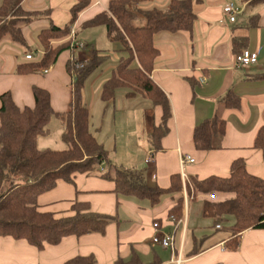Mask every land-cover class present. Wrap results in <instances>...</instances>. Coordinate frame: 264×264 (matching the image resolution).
Instances as JSON below:
<instances>
[{
  "label": "crops",
  "instance_id": "1",
  "mask_svg": "<svg viewBox=\"0 0 264 264\" xmlns=\"http://www.w3.org/2000/svg\"><path fill=\"white\" fill-rule=\"evenodd\" d=\"M49 1L50 8L47 0L22 1L21 6L25 11L51 9L49 19H35L29 26L22 27L26 42L27 35L37 31L39 33L50 22L62 27L69 21L70 8L76 0ZM89 1V5L78 14L70 34L55 42L60 44L70 41L72 47V44L83 41L84 48H74L73 52L71 47L63 50L56 62L42 72L43 76L35 73L18 74L16 67L20 63L4 53L5 48H14L10 43H4L3 49H0V94L9 91L19 106H24L22 100L25 105H33L30 84L33 79H39L51 95L52 108L54 88L57 100L58 89L64 95L63 100H58L61 105L59 109L62 112L67 109L70 93H64L58 83L59 80L72 83L65 62L72 57L82 61L93 57V45L90 47L87 39H80L78 31L84 21L106 10L109 0ZM170 2L150 0L132 8L133 25H145L142 11L153 8L164 10ZM192 2L196 19L191 34L178 31L160 32L155 36L159 54L155 58L151 78L165 92L171 106V117L166 122L167 132L160 140V149L154 150L151 147L148 135L160 124L162 108L140 95L127 98L126 91H116L111 101L101 100L103 103L97 120L93 109L98 103V97H93L88 105L85 103L89 111V131L104 145V137L99 139L97 133H100L107 119L104 133L107 134L109 158L120 168L141 173L148 186L168 187L171 175H180L181 154L190 155L194 159L184 165L187 177L202 179L212 174L228 176L231 162L242 158L249 173L264 179V159L261 151L253 146L256 131L264 124V77H261L264 74V5L241 1L242 5L236 6L238 12L234 21H230L222 7L231 0ZM241 10L246 12L245 18L236 19ZM234 40L238 42L236 45L233 44ZM107 41L111 42L108 38ZM243 49L258 52V61L249 66H236L234 56ZM112 66L115 67V62ZM227 93L238 97L239 105L236 108L225 105L223 97ZM117 117L121 131L114 133ZM213 117L225 121L224 133L215 138V148L197 149L192 139L193 129L198 123ZM112 132L114 137L110 140ZM149 152L154 157L150 165L145 162ZM114 189L115 183L112 180L85 173H77L71 183L58 180L52 189L38 196L37 203L41 211H50L56 216L69 215L71 204L81 201L88 202L92 211L114 215L116 219L107 225L104 234L65 236L58 244H45L42 250L23 239L0 237V264H62L76 255H93L95 264H113L118 257L128 259L132 251L143 262H149L157 255L162 264H176L169 249L152 242L153 237L165 233H173L175 243L178 240V248L183 243L179 264H264V229L249 228L241 232L239 247L235 251L225 248L224 241L229 234L222 236L214 231L204 240L203 250L187 256L192 246V237L196 236L194 231L197 226L192 219L202 216V202L199 209L195 212L193 209V202L199 198L185 201L182 190L170 195L160 207L154 208L147 201L117 195ZM179 197L183 200L182 218L171 220L167 210ZM154 222L159 224L158 228L153 227Z\"/></svg>",
  "mask_w": 264,
  "mask_h": 264
},
{
  "label": "trees",
  "instance_id": "2",
  "mask_svg": "<svg viewBox=\"0 0 264 264\" xmlns=\"http://www.w3.org/2000/svg\"><path fill=\"white\" fill-rule=\"evenodd\" d=\"M23 0H2L0 4V42L10 39L25 45L22 25L31 22L37 12L25 11ZM150 0H109L106 10L84 21L83 29L103 26L111 42L118 44L123 55L112 70L111 76L102 84L100 99L104 102L115 98L116 91L126 89L125 96H143L153 105L162 108L161 122L148 135L154 150H159L160 140L167 132L166 122L171 117V106L165 92L151 78L159 49L155 36L160 32L175 33L193 31L196 14L192 0H171L167 9L142 11L145 25L136 26L131 21V8ZM248 4H262L264 0H241ZM89 0H76L70 8V19L62 27L50 22L37 37L42 48L39 60L17 65L18 74L40 73L53 65L61 52L70 49L71 42H55L71 32L78 14ZM48 12V11H47ZM256 18V17H254ZM253 19V18H251ZM33 21V20H32ZM234 40L233 44H237ZM74 51V47H71ZM98 55L84 62L85 67L76 69L71 58L65 62L66 71L72 77L68 107L63 112L51 106V95L43 87H33V105L19 106L9 91L0 94V237L26 240L42 250L45 244H58L65 236L80 237L89 233L104 234L116 216L94 212L88 202L74 201L71 214L56 216L41 211L38 196L52 189L58 180L73 182L77 173L100 176L115 183L114 192L121 196L145 199L150 205L157 204L165 194H177L183 190L180 175L172 174L168 187L148 186L141 173L118 167L111 161L102 142L89 131V111L82 100L83 81L98 62ZM264 77V74L261 75ZM227 107L236 108L239 99L232 93L223 97ZM63 121V139L68 147L62 150L39 149L36 140L45 135L46 125L53 115ZM225 121L217 117L205 119L195 125L192 139L200 150L215 148L214 140L224 133ZM253 146L261 151L264 159V124L256 131ZM192 200L201 199L202 216L213 222L215 231L227 229L225 248L235 251L239 247L240 234L249 228L264 229V179L249 173L242 158L230 164L228 176L209 175L199 179L188 177L185 183ZM214 194V198L209 195ZM183 200L179 197L167 210L168 218H182ZM224 224H229L224 228ZM219 225L217 228L216 226ZM211 234L193 236L192 246L186 253H199L202 244ZM93 255H76L62 264H95ZM113 264H162L154 255L143 262L132 251L128 259L118 257Z\"/></svg>",
  "mask_w": 264,
  "mask_h": 264
},
{
  "label": "rangeland",
  "instance_id": "3",
  "mask_svg": "<svg viewBox=\"0 0 264 264\" xmlns=\"http://www.w3.org/2000/svg\"><path fill=\"white\" fill-rule=\"evenodd\" d=\"M231 0V3H233L235 6H240L242 5V2L240 0L238 1H234ZM2 0H0V4H1ZM47 6L48 8H50V1L47 0ZM59 8V7H58ZM68 12V9H66ZM131 10H133L131 8ZM251 10V9H249ZM48 11V12H47ZM50 11L51 9L45 10V11H40L37 13H34L32 15V20L35 19H40V18H48L50 17ZM248 12V11H247ZM246 15V12L242 11L240 12V14H238L236 19H244ZM31 20V22H32ZM31 22H27L24 23L22 26H29ZM37 32H34L32 35H27L28 36V41L26 42L25 45L14 42L10 39H3L0 42V49H3V45L4 43H10V45L15 49H8L5 48V54L6 55H11L12 58L14 60H16L17 63H22V62H29V61H35V60H39L42 57V48L40 45V42L38 40L37 37ZM78 36L80 39H87L88 40V45L91 47V45H93V48L95 49V53H97L98 55V62L91 68V70L88 72V74H86L84 81H83V89L82 92L84 94V98H83V102L84 104L86 103L88 105V102L94 97L96 99V97H98V103L95 104L94 109H93V113L95 116V119L97 120L99 118L100 115V111H101V105H102V101L100 99V91H101V87L102 84L111 76L112 74V69L114 68L113 66L111 67V64H113L115 62V65L117 64V62L119 61L120 57L123 55L122 52L118 51V44L115 42H108L107 41V37H106V31L105 28L103 26H97V27H92V28H87V29H83V28H79L78 31ZM83 43V41H82ZM86 47V45H85ZM32 53L33 54V58L31 60H27L25 58V54L26 53ZM0 61H2V56H0ZM38 74L39 76H43V73H35ZM62 87H63V91L64 93L69 94L70 91V83L69 82H65V81H61L59 80L58 82ZM42 81L39 79H33L31 81L30 84V91L31 94L33 96L32 93V88L33 87H38L42 85ZM48 84V83H47ZM45 88V87H44ZM126 91V89L124 88H120L117 90V93ZM97 94L99 96H97ZM64 95L61 94V91H59L58 89V100H63ZM57 100V92L56 90L53 88V107L56 111H61L59 108L61 105H59V102ZM22 105H25V101L22 100ZM62 105L64 103H61ZM85 104V105H86ZM86 105V107H87ZM65 106V105H63ZM68 107V103L66 104V108ZM64 110V109H63ZM62 112V111H61ZM119 121L118 117L115 119V125L116 127L114 128V133H116V131L120 132V126L119 124H117ZM107 127V119L104 121V127L102 128V130L100 131V133H97V137L99 139H101L102 137H104V147L107 150V134L105 135V130ZM46 134L39 136L36 140V144L37 147L39 149H52V150H62V149H66L68 147V143L66 141H64L62 135H63V121L61 116L53 114L50 117V120L48 121L47 125H46ZM110 140L112 139V137H114L113 132L112 134L109 136ZM117 138L119 136H116ZM120 147V146H118ZM110 155L112 156L113 154L110 152ZM170 197V194H165L161 197L160 201L153 205V207H160L162 204H164V202L166 201V199H168ZM141 200V199H139ZM190 200H192L190 198ZM141 201L146 202L147 200L142 199ZM148 202V201H147ZM146 202V203H147ZM201 206V200L197 199L193 202V209L194 212L195 210L198 208H200ZM193 224L195 226H197L196 230L194 231V234L197 237H202L205 234H210L212 232L215 231L214 227H213V222L211 219L209 218H204L203 216H195L192 219ZM206 222V223H205ZM229 224H224V228H226ZM194 230V229H193ZM215 232H219L221 233L222 236H227L229 234V232L227 231V229H223L221 231H215ZM178 240H176L177 243ZM175 243V248L178 250V246Z\"/></svg>",
  "mask_w": 264,
  "mask_h": 264
},
{
  "label": "built area",
  "instance_id": "4",
  "mask_svg": "<svg viewBox=\"0 0 264 264\" xmlns=\"http://www.w3.org/2000/svg\"><path fill=\"white\" fill-rule=\"evenodd\" d=\"M222 10H223V13L228 17L230 21H234L235 16L238 12V8L233 3L226 2L223 5ZM72 47L84 48V44L75 43V44H72ZM25 58L27 60H31L33 58V54L30 52L26 53ZM71 59L76 69H81L85 67L84 62H79V60L76 59L75 57H72ZM258 59H259L258 52H250L246 49H243L238 54H235L234 63L236 66H249V65L255 64L258 61ZM153 159L154 157H153L152 152H149L145 158V162L150 165L153 163ZM193 161L194 159L190 155H187V154L185 155L181 154L179 157L180 175H181L180 177H181L182 184H183V197L185 201H188L191 198V196L187 193V190L185 188V183L186 181H188V177L184 172V165L186 163H190ZM209 197L214 198L215 195L210 194ZM170 219L173 220L172 217H170ZM158 225L159 224L157 222L153 223V227L155 228H158ZM216 227L218 228L219 225H217ZM152 242L154 244L160 245L163 248L169 249L171 251L172 257L175 259L176 264H179L181 262L183 243H181L180 247L177 250L175 248V237L173 233H165L163 236H160V237L155 236L152 238Z\"/></svg>",
  "mask_w": 264,
  "mask_h": 264
}]
</instances>
